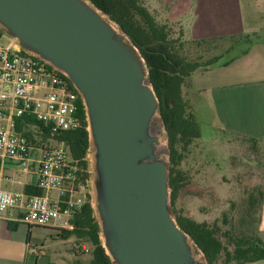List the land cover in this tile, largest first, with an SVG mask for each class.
Here are the masks:
<instances>
[{"label":"water","instance_id":"water-1","mask_svg":"<svg viewBox=\"0 0 264 264\" xmlns=\"http://www.w3.org/2000/svg\"><path fill=\"white\" fill-rule=\"evenodd\" d=\"M0 33L80 97L89 204L111 264H208L170 210L161 100L130 35L91 0H0Z\"/></svg>","mask_w":264,"mask_h":264},{"label":"rangeland","instance_id":"rangeland-1","mask_svg":"<svg viewBox=\"0 0 264 264\" xmlns=\"http://www.w3.org/2000/svg\"><path fill=\"white\" fill-rule=\"evenodd\" d=\"M142 1L157 22L168 25L175 49L188 61H196L202 65L198 70L204 71L203 66L205 67V63L212 57L222 55L215 65L227 64L241 50L247 49L250 43L264 42V17H256L252 21L254 20L257 33L251 34L250 42L249 36H246L241 40L224 38L198 45L184 34L178 22L168 23V7L161 0ZM247 18L246 24L250 22ZM247 26L249 28L251 25ZM6 42L7 38H0V43ZM243 62L246 66L239 70L240 63L239 66L236 63L224 67L226 77L234 79L236 76L252 74L264 76V51L250 54L248 60ZM182 96L187 103V113L194 111V118L200 126V137L194 138L183 152L184 158L180 169L184 172L185 181L177 193L174 204H170V210L175 216L182 214L198 222L206 221L216 229V236L223 244L232 250L230 237L239 234V229L246 228V223L241 221L243 217L241 213L248 194L257 195L258 191H264L262 160L259 159V151L250 142L220 130L207 106L205 110L195 109L191 78L182 87ZM178 147L180 149L181 145ZM163 151L169 153L167 146ZM169 163L170 160L168 165ZM17 169H20V166ZM256 212L255 207L253 213ZM253 228L251 231H254ZM27 231V225L19 223L17 230L14 231V241L17 243L10 244L15 251L19 241L22 243L23 264H32L37 258L38 264H73L77 260L87 261L91 256L93 248L91 243L86 244L89 249V253H86L80 250L81 243L75 240V236L63 239L58 237L51 227L39 226L30 229L29 243L31 249H34L32 252L25 242ZM223 259L224 253H221L216 264H221ZM257 264H264V260Z\"/></svg>","mask_w":264,"mask_h":264},{"label":"trees","instance_id":"trees-1","mask_svg":"<svg viewBox=\"0 0 264 264\" xmlns=\"http://www.w3.org/2000/svg\"><path fill=\"white\" fill-rule=\"evenodd\" d=\"M91 1L109 14L111 19L116 21L130 35L148 65L150 82L161 100V116L168 132L170 155L168 178L169 185L172 188L171 204L173 205L177 193L185 181L184 172L180 169V164L184 158L183 152L194 138L200 137V126L194 118V111L191 110L189 113L186 111L187 103L182 96V87L187 84V80L202 65L196 61H188L175 49L168 25L157 22L142 0ZM217 39L191 41L200 45ZM221 56L212 57L202 69L205 68L204 70H206L208 68L206 66L210 67L216 64ZM164 98L166 99V107L163 104ZM80 107L81 126L75 130H58L49 135L47 129H43L38 121L34 120L33 124L43 131L44 137L50 136L54 142L64 143L68 147L71 158L77 161L80 169L78 177L82 182L86 183L88 179V164L86 160L88 135L83 107L81 105ZM23 133L30 136V133L25 129ZM234 136L250 142L259 151V159L262 160L260 141L241 135ZM178 145H181L180 149ZM262 167L264 169L263 162ZM39 192L40 190L36 186L25 187L26 194ZM263 201L264 191H258L257 195L248 194L246 205L242 208L241 213L243 214L241 221L246 223L247 229H239V234H234L235 236L230 237V242L233 246L232 250L223 244L216 236V229L212 228L206 221L198 222L182 214H177L175 217L181 228L189 233L202 249L208 264H216L221 253H224V259L221 264L254 263L264 259V243L256 234ZM255 207L257 212L253 213ZM257 213L258 215L256 216L255 214ZM254 216L256 219H254ZM71 222L73 223V229H54L56 235L63 239L72 235L76 238L87 239L93 248L91 258L86 264H111L99 241L97 224L92 217V210L89 204V195L82 212L75 215ZM254 226L255 228H253ZM10 227L16 229V224L10 225ZM27 228L26 245L30 242L31 229L28 226ZM252 228L254 231H251Z\"/></svg>","mask_w":264,"mask_h":264},{"label":"built area","instance_id":"built-area-1","mask_svg":"<svg viewBox=\"0 0 264 264\" xmlns=\"http://www.w3.org/2000/svg\"><path fill=\"white\" fill-rule=\"evenodd\" d=\"M80 105L65 76L9 41L0 43V160L16 162L23 173L34 172L40 190L26 194L0 188V217L15 210L30 228L73 229L72 218L88 200L87 184L78 177L80 169L68 147L44 137L33 121L49 135L75 130L81 126ZM27 247L31 249L30 243Z\"/></svg>","mask_w":264,"mask_h":264},{"label":"crops","instance_id":"crops-1","mask_svg":"<svg viewBox=\"0 0 264 264\" xmlns=\"http://www.w3.org/2000/svg\"><path fill=\"white\" fill-rule=\"evenodd\" d=\"M161 2L168 7V23L178 22L184 34L191 40L229 37L241 40L242 37L249 36L250 42L251 34L257 33L252 19L264 17V0H161ZM246 17L250 19L247 24ZM247 25L251 26L247 28ZM250 44L227 64H214L204 71H195L190 77L191 87L194 91L195 109L205 110L207 106L220 130L260 141L264 164V76L252 74L228 79L223 69L236 63L241 64V66L238 64V70L244 68L246 64L243 61H247L250 54L264 51V42ZM18 166L14 161L0 160V188L25 193L26 186H35V173H23L17 169ZM18 217L19 214L15 210L7 211L0 217V264H23L22 243L19 241L15 251L10 247V244L17 243L14 241V231L17 230L19 223H23ZM13 224H16V229L10 227ZM256 234L264 243V201L261 204ZM75 240L81 243L80 250L89 253L86 244L90 242L87 239ZM90 258L91 256L87 261L82 260L83 262L77 260L73 264H86ZM37 259H34L32 264H38ZM259 261L250 264H257Z\"/></svg>","mask_w":264,"mask_h":264},{"label":"bare ground","instance_id":"bare-ground-1","mask_svg":"<svg viewBox=\"0 0 264 264\" xmlns=\"http://www.w3.org/2000/svg\"><path fill=\"white\" fill-rule=\"evenodd\" d=\"M160 151H161V148H160Z\"/></svg>","mask_w":264,"mask_h":264}]
</instances>
